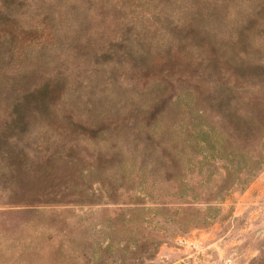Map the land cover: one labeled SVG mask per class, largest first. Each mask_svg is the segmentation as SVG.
I'll return each mask as SVG.
<instances>
[{
    "label": "rangeland",
    "instance_id": "obj_1",
    "mask_svg": "<svg viewBox=\"0 0 264 264\" xmlns=\"http://www.w3.org/2000/svg\"><path fill=\"white\" fill-rule=\"evenodd\" d=\"M262 108L264 0H0V264H264Z\"/></svg>",
    "mask_w": 264,
    "mask_h": 264
},
{
    "label": "trees",
    "instance_id": "obj_2",
    "mask_svg": "<svg viewBox=\"0 0 264 264\" xmlns=\"http://www.w3.org/2000/svg\"><path fill=\"white\" fill-rule=\"evenodd\" d=\"M52 88V85H48V83H46L45 85H43L42 87H38L34 90H32L31 93L35 94V93H45L47 91H50V89ZM152 113L149 114V116L151 115ZM259 116L261 117L263 123H264V108L262 109H259V112H258ZM201 111L199 110L198 112H194L193 115H191V117L189 118L191 120V125H196L195 128H196V132H192L191 131H188L187 132V138H193L194 135H199V130L201 131V129L199 128V125H198V118L201 117ZM186 117L184 115L181 114V121L182 119ZM10 120L13 122V121H18L19 118H16V119H12L10 118ZM200 135H202V132H200ZM0 136L2 137V131L0 133ZM190 138V139H191ZM195 141V140H194ZM197 143V142H195ZM222 147V143H220V146L217 148V149H221ZM212 147L209 148V150H211ZM163 152L165 154H168V161H170V165L172 167V169H178L179 168V163L181 161V158H182V154H183V151H182V145L181 146H178V145H173L172 147H170V150H163ZM1 153V152H0ZM9 152L6 153V156H4L5 158H9L8 160V166L10 167H13V169L16 167V166H20L22 165L23 161L20 160L18 157H17V161H13L12 160V157H15L13 154H10L9 156H7ZM4 154H0L1 157H3ZM218 157V156H216ZM202 158L204 159L205 157L202 155L201 156V159L199 160V163H202ZM41 165H44V163L42 162ZM239 168L242 169V166H241V163L239 162ZM225 171L228 172V167H227V164H224L222 166ZM12 169V170H13ZM22 173H25V172H22ZM176 173V172H175ZM50 174L52 175V172H50ZM10 176L11 178L17 183V185H20V187L22 188L25 185L29 184L32 182V185H33V180L35 179L36 182H38V189H36V191L32 194H25L24 193V190L23 189L21 192H17V191H12L10 196H9V200L7 201L10 205L8 206L9 208H12L13 206H20V205H23L25 207H31V208H34L33 206L34 205H38V204H45L49 201H57L58 200H51L53 198H50V193H47L48 192V185L45 181H47L49 179V176L47 175H40L41 177L37 175H35L33 177V179L29 180L27 179L26 177L24 176H21L20 173H13V171L10 172ZM9 179V177H8ZM178 179L180 181H182V178L181 176L179 177L178 176ZM235 179H238L235 178ZM228 181V182H227ZM236 181V180H235ZM234 181V182H235ZM231 182V181H230ZM233 182V183H234ZM226 183H229V178L228 176L225 178H221L220 179V184L221 185H225ZM232 185V184H230ZM229 187V186H228ZM46 190V191H44ZM181 192V191H180ZM181 195V194H180ZM179 195V196H180ZM199 195L200 199H202L204 202H209V200L214 197V196H217V195H209V194H206V195H203V194H197ZM196 197L194 195H188L186 194L185 196H182L180 198V200H178L175 205H174V213L172 214H176V212H178V220H183L182 222L184 221H188V220H191L193 221L192 224L190 225H200V224H203L205 223L208 219H209V216H205V215H201L200 213H196L197 210H198V207H192V202L193 200L192 199H195ZM188 199V200H186ZM163 209H165L164 207H161ZM185 210V211H184ZM147 242V241H146ZM150 243V242H149ZM148 243V245H149ZM147 245V243L142 242L141 243V247L144 248V250L146 251L147 248H145V246ZM155 247V246H154Z\"/></svg>",
    "mask_w": 264,
    "mask_h": 264
}]
</instances>
